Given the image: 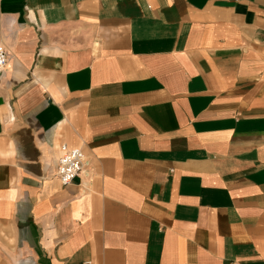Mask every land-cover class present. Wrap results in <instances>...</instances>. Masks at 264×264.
Here are the masks:
<instances>
[{"label":"crops","instance_id":"obj_1","mask_svg":"<svg viewBox=\"0 0 264 264\" xmlns=\"http://www.w3.org/2000/svg\"><path fill=\"white\" fill-rule=\"evenodd\" d=\"M0 45V264H264V0H0Z\"/></svg>","mask_w":264,"mask_h":264},{"label":"built area","instance_id":"obj_2","mask_svg":"<svg viewBox=\"0 0 264 264\" xmlns=\"http://www.w3.org/2000/svg\"><path fill=\"white\" fill-rule=\"evenodd\" d=\"M8 62V51L0 45V74H3ZM62 154L57 162V176L62 184L67 185L78 177L86 166V155L80 147L62 144ZM89 264V262H86Z\"/></svg>","mask_w":264,"mask_h":264}]
</instances>
